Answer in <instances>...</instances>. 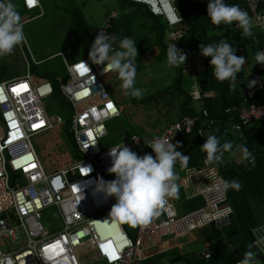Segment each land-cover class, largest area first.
<instances>
[{"label": "built area", "instance_id": "2783aa9c", "mask_svg": "<svg viewBox=\"0 0 264 264\" xmlns=\"http://www.w3.org/2000/svg\"><path fill=\"white\" fill-rule=\"evenodd\" d=\"M21 1L28 12L38 10V17L43 15L39 0L32 4L29 0ZM125 1L144 2L155 14L165 16L168 19L166 38L169 44L177 45L185 37L182 19L180 16V21L171 19L167 0ZM240 1L242 4L239 7L255 21L253 28L258 32V35H252L249 46L255 49L253 60L257 65L264 64V59H261L264 47L258 48L260 38L264 39V10L260 9L264 0ZM117 18V10L109 11L97 33L114 35L111 30ZM31 20L28 18L23 25ZM23 44L28 47L27 41ZM22 45L19 48L24 59L25 75L0 82V264H84L79 253L88 247L96 254L95 262L135 264L149 259L166 239L183 238L211 225L223 235V229L231 224L227 190L220 184L223 177L216 166L203 164L201 167L186 168L178 184V188L185 192L192 189L194 196L203 199V206L180 214L172 197L159 216L146 225L137 226L134 240L129 238L121 228V221L110 216L116 203L115 197L105 198L95 191L98 178L108 181L106 176L112 166L109 150L113 147L103 150L99 141L107 135L106 123L121 115L119 106L104 84V78L112 72L104 73L103 65L92 64L88 58L68 62L61 53L67 81L60 83L59 89L71 115L67 120L59 115L50 116L43 100L53 97V85L49 80L38 79L31 74L30 62ZM113 47L116 48L115 42ZM182 52L186 53L184 72L191 81L187 91L193 101L198 102L204 97L195 79L196 72L202 69L201 59L195 53ZM30 55L32 62L39 64ZM80 61L86 62L90 69L83 75L78 68ZM248 75L251 79L244 87L242 102L224 110L230 120L213 119L205 109L197 117L176 116L159 134L145 136L147 150L155 155L148 145L151 138L171 139L170 142L176 144L178 139L191 135L206 139L218 130H222L224 135L236 133L242 138L243 125L264 122V103L255 102L262 89L261 77L257 73L248 72ZM252 81L255 83L249 87ZM21 84H26L27 89L13 92V88ZM64 125L73 137L80 159L48 174L33 145V138ZM94 142L96 144L90 145ZM129 143L138 145L140 140L132 136L125 145L130 149ZM119 145L122 144L116 146ZM258 160L264 161V147L255 149L249 163L254 165ZM82 168H90L91 171L87 174V170ZM48 209L55 210L61 224L54 232L41 221ZM23 237L25 245H21ZM6 239L15 246L14 250L9 249ZM251 239L264 263V223L251 229ZM53 244H58L62 251L49 247ZM113 251L114 256L110 255ZM197 258L207 260L210 253L204 249L197 254ZM160 264L170 263L164 260Z\"/></svg>", "mask_w": 264, "mask_h": 264}, {"label": "trees", "instance_id": "16d2710c", "mask_svg": "<svg viewBox=\"0 0 264 264\" xmlns=\"http://www.w3.org/2000/svg\"><path fill=\"white\" fill-rule=\"evenodd\" d=\"M119 2L123 10L128 9V13H124L120 21H118L117 18L111 31L118 38L117 41H115L116 48H118L119 39L125 36L137 41L136 68L138 74L142 70L140 61L142 55L151 53L153 58H167L166 48L168 43L166 39V30H168V25L163 17L155 16L145 5L125 0H119ZM225 2L229 5H239L241 1L225 0ZM175 7L183 19L182 25L186 30V35L179 45L181 47L180 51L184 50L195 53L196 57L201 59L200 64L202 65V69L195 74L197 85L199 84L202 94H206L207 92L213 93V96H204L198 101L199 105L208 111L209 117L223 122L230 120L225 116L224 110L229 107L237 106L242 102L244 87L251 79V74L248 75V72L252 74L257 73L261 77L262 89L258 92L255 102L257 104H263L264 64L257 65L252 58V53L255 50L249 47L252 36L242 37V30L238 28L235 23L231 26L225 24H221L220 26L213 25L207 15V0H175ZM260 9L264 10V1L260 4ZM23 10L25 11V8ZM68 11L72 35L79 53L81 54V58H88L91 44L94 42L99 28H94L87 23L85 15L79 7L72 6ZM143 27L147 29L148 35L151 36L150 39L148 35H139L141 29H144ZM252 29V31L256 30L255 28ZM253 35H258L257 30L253 32ZM221 40L228 42L233 48H236L237 56L246 57V63L241 72L238 73V86L235 89L231 88L228 81L221 82L214 76L213 68L210 65L211 58L204 57L200 53L201 44H209ZM183 43H187V49L190 50L186 48L183 49ZM151 47H154L156 50L150 51ZM262 47H264V39L260 38L258 48ZM184 71L185 65L178 67V77L176 80L169 86L162 88V91H156L153 95L146 98L145 101L138 103L139 105L143 104L142 107L137 106L136 103L130 99V96L124 95V90L120 87L121 81L119 82L117 80L114 85L110 84L109 78L114 75L118 77L116 73L107 75L104 78V84L119 106L121 115L127 119L131 117V107L137 106V108H140L138 110L140 114L145 115V112L141 111V108H143V110L144 108L149 109L151 108V103L162 112L165 111L167 105H172L173 109L179 107L178 111H180V114L183 116L189 115L197 117L198 113L203 109L197 112V109L192 105L194 102L192 97L189 92L183 88L182 78L183 76L188 77ZM43 79L49 80L53 85V98L60 104L67 106L59 89L60 83L47 75L43 76ZM66 81L67 77L63 78L62 83ZM168 92L170 93L166 94ZM124 127L127 129V133H130L131 130H129L126 124H124ZM243 127L242 138H239L236 133L224 135L222 130L215 131L213 134L221 137L223 142L224 140H232V143L241 144L243 146L245 144L252 155L255 149L260 148L264 140V122H254L252 124L243 125ZM68 135L71 139L73 154H75L76 158H79V152L73 137L70 134ZM189 137H191V139ZM189 137H187V139H189V146H192V148L190 147L189 153H186V156H189L191 159L188 161V164L201 167L203 164H201L200 160L206 158V152L201 146L206 139H200L195 135ZM180 141L178 144H180ZM138 145H140V143ZM249 158L250 157L245 158L243 156L240 158L239 162L233 161L231 163L229 160L224 162L222 158L221 161L213 163L224 180H238L241 187L239 190H227V204L231 209V224L228 228L223 229V235L215 230L213 226L206 229L208 230V236L206 235L208 244L206 248L210 252V258L203 260L198 259L194 253H185L183 255L176 253V256L169 259L170 263L238 264L246 251L251 250L257 253L252 245L251 229L258 225L256 216L261 215V211L264 210V161L258 160L252 165L249 163ZM200 231H205V229ZM130 236L134 239L133 235ZM249 245H252V247L249 248Z\"/></svg>", "mask_w": 264, "mask_h": 264}, {"label": "clouds", "instance_id": "9594fccd", "mask_svg": "<svg viewBox=\"0 0 264 264\" xmlns=\"http://www.w3.org/2000/svg\"><path fill=\"white\" fill-rule=\"evenodd\" d=\"M128 2L147 6L155 16L163 17L168 25V19L163 15L155 14L150 5L138 1ZM241 4L240 2L239 5H229L225 0H207V15L213 25L235 23L245 37H251L253 35V22L248 13L239 7ZM167 7L174 22L182 19L175 7V0H167ZM117 39L115 35L98 32L91 44L88 59L92 64L103 65L104 73H116L121 81L120 87L124 90V95L139 98L142 96V90L135 87L137 41L125 36L119 39L118 48L114 49L113 43ZM25 41L24 25L13 0H0V58L11 54L17 46L22 45ZM181 41L177 45L169 44L167 41V65L170 68H178L185 64L186 53L182 52L184 50L180 51ZM236 51V48L224 40L200 45L201 55L211 58L210 65L213 68L214 76L221 82L228 81L232 89L238 86V73L241 72L246 63V57L237 56ZM79 65L84 66L89 72L90 69L86 62L80 61ZM254 83L255 81H252L248 86L252 87ZM170 140L160 137L151 138L148 145L155 154L154 156L151 154L139 156L123 144L109 150L112 159L109 172L114 174L115 178L107 182L103 178H98L95 191L102 193L105 198L115 197L116 203L111 208V217L133 227L146 225L154 217L160 215L161 210L169 204L170 198H178L179 188L176 182L175 165L181 161L182 166L186 167L190 157L177 151L180 145L171 143ZM94 144L96 143L90 145ZM201 148L206 152L205 164L211 165L221 161L224 153L233 149V143L225 141L221 144L217 135L209 134ZM238 148L245 158L251 156L246 146L240 145ZM82 170H87V174L91 171L90 168H82ZM220 184L224 190H239L241 187L239 181L235 179L231 181L221 179ZM121 228L129 238L135 239V236L133 239L125 232L122 224ZM251 247L252 245H249V248ZM203 250L194 251L195 256L197 257V254ZM162 261L164 260H161L160 263ZM165 261L170 263L168 260ZM238 264H257L256 253L251 250L246 251Z\"/></svg>", "mask_w": 264, "mask_h": 264}, {"label": "rangeland", "instance_id": "374dc122", "mask_svg": "<svg viewBox=\"0 0 264 264\" xmlns=\"http://www.w3.org/2000/svg\"><path fill=\"white\" fill-rule=\"evenodd\" d=\"M45 15L40 18H36L39 15V11L25 12L23 9V4L21 0H13L16 10L21 16L22 22L25 20L33 19L26 22L24 25V33L26 36V41L28 47L24 44L23 49L30 62V72L33 76L38 79H43V76L47 75L51 78L56 79L59 83L64 76L67 75V71L64 65V61L61 57V53L66 57L68 62L74 59H80L81 54L76 46L74 37L72 35V28L70 19L68 17L69 11L72 6L79 7L85 15L87 23L94 28H101L104 24V16L111 10H117L118 21L123 17L124 13H128V9L123 10L120 6L119 0H39ZM255 24V21L252 20ZM144 28V27H143ZM256 30L252 31L255 32ZM140 36L148 35L147 29H141L139 32ZM150 39L151 36L148 35ZM183 49H187V43L182 44ZM29 48V50H28ZM154 47H151L150 51H154ZM190 50V49H187ZM156 52V51H155ZM39 64H34L32 62V57ZM142 70L137 74L135 87L142 90V96L139 98L130 97V99L136 103L137 106L143 104L141 101H145L146 98L153 95L156 91H162L173 83L178 77V68H170L167 65V58H153L151 53L144 54L140 57ZM25 64L19 46H17L14 51L0 58V82L3 80H9L14 77H21L25 75ZM120 82L117 76L109 78L110 84L114 85L116 81ZM183 88L188 90L191 81L188 77L183 76L182 78ZM43 105L50 116H61L64 120L69 119L71 112L69 107L60 104L53 97L46 98L43 100ZM192 105L199 109V102L194 101ZM64 106V107H63ZM153 112H157L158 107L150 104ZM140 109V108H138ZM171 110H173L172 105H167L164 112L160 113L168 114L165 116L172 115ZM141 111H148L147 109L141 108ZM174 111L173 113H175ZM138 113H140L138 111ZM140 116L142 114H139ZM147 115V114H145ZM126 124L129 127L130 133H127V129L124 127ZM130 121L123 115L117 119L110 120L106 123L107 135L100 139L99 143L103 150L114 147L118 144L126 145L129 141L132 132L134 135L140 139V145H134L129 143L130 150L136 152L137 155L143 156L144 154H151L147 150L145 134L136 132L131 128ZM136 132V133H135ZM264 144V142H262ZM33 145L38 153L40 161L44 166L46 172L51 174L60 169H63L76 161V157L73 154V149L71 147V139L67 132V125L57 127L56 129L45 133L43 135H38L33 138ZM189 149V146L185 147V151ZM179 164L175 165L177 170V183L179 177L183 175V169L179 168ZM108 181L115 178L114 174L110 173L106 176ZM180 192L178 197L181 198ZM256 219L258 225L264 223V210L261 211V215H257ZM43 225L50 231H56L61 227L59 218L57 217L54 209H48L43 213L42 217ZM122 227L125 232L132 235L136 232L137 226L133 227L121 221ZM196 232L190 233L186 238L190 239ZM23 235V233H22ZM25 239L23 237V242L21 245H25ZM6 244L9 246L10 250H14L15 246L6 239ZM95 252L88 248L82 249L79 253V257L84 264H102L99 262L95 263ZM257 264H264L263 260L256 253ZM140 264H143L140 263Z\"/></svg>", "mask_w": 264, "mask_h": 264}, {"label": "crops", "instance_id": "0c3cea01", "mask_svg": "<svg viewBox=\"0 0 264 264\" xmlns=\"http://www.w3.org/2000/svg\"><path fill=\"white\" fill-rule=\"evenodd\" d=\"M44 15H45V11H43V15L41 17H43ZM38 18H40V17H38ZM63 78H65V76ZM62 81H63V79L61 80L60 83H62ZM169 93L170 92H168L166 94H169ZM203 95L205 97H211V96H213V93L207 92L206 94H203ZM131 108H132L131 117L128 118V120L131 123V125H130L131 128H133L136 132L144 133L145 135H147V134H150V135L159 134L161 132V130L163 129V127L167 123L174 120L176 116L182 115V114H180V111H178L179 107L171 110L172 115H169V116H165L168 114L160 113L159 111L153 112L151 108L147 109L148 111H144L145 114H147V115H141L140 116L139 115L140 113H138L139 109L137 108V106H133ZM131 108H129V109H131ZM202 109L203 108L200 106V108L197 109V112L201 111ZM174 111H176V112L173 113ZM200 113H198V115ZM67 132H68V127H67ZM132 133L134 134V132H132ZM133 134L130 136V138L132 136H134ZM187 137H189V136L181 138V141H180V139H178V143L180 141V144H179L180 147L177 148V150L180 151L183 155H186L187 152L189 153V149H187L185 151V147L189 146V139H187ZM189 138L191 139V137H189ZM219 138H220L221 144H223L226 141V140H224V142H223V139H221V137H219ZM231 142H232V140H231ZM263 142H264V140H263ZM240 145L241 144L233 143V149L230 151H226L225 155L223 156V161L227 162V160H229L230 163L233 161L239 162L240 158L243 157L242 152L238 148V146H240ZM244 146H245V144H244ZM190 147L192 148V146H189V148ZM260 147H264V144H261ZM78 155H79V158H76V161L78 159H80V154H78ZM189 160H191V159H189ZM205 160H206V158L204 160H200L201 164H205ZM178 162H180V161H178ZM178 162H177V164H179ZM179 166H180L179 168L180 169L182 168L183 170H185L188 167H197L193 164L192 165L188 164L186 167H184V166H182V162ZM175 172L177 174L176 168H175ZM183 175H184V171H183ZM183 175L179 177L177 184H179ZM179 192L181 193L180 194L181 198L173 197L175 202H176V205H177L178 213L186 214V213H189V212L196 210V209L203 206V199L201 197L194 196L192 193V189L186 190V192H185L183 189L180 188ZM207 232H208V230H206V229H205V231H198L190 239H188L186 237L180 238V239H166L165 242L163 241V246L159 249L158 248L155 249V251H153L151 253L150 259H146L145 260L146 262H144L143 264H160L161 260L170 261L169 259L176 256L175 255L176 253H179V255L180 254L183 255L185 253L191 254V253H195L194 251L198 252L199 250H203L206 248V246L208 244L207 239H206L208 236ZM132 235L135 236V233ZM147 260H149V261H147ZM140 263L141 262H138L135 264H140Z\"/></svg>", "mask_w": 264, "mask_h": 264}, {"label": "snow or ice", "instance_id": "6c2138e0", "mask_svg": "<svg viewBox=\"0 0 264 264\" xmlns=\"http://www.w3.org/2000/svg\"><path fill=\"white\" fill-rule=\"evenodd\" d=\"M34 2H35V0H29V3H30V4H32V3H34ZM78 68H79V70H80V72H81V75H83L85 72L88 71V70H87L84 66H82V65H79ZM22 89H27V85H26V84H21V85H19L17 88H13V92L18 93L19 90H22ZM109 107H111V105H109ZM34 126L38 127L39 125H34ZM89 135H91V133H89ZM24 159H28V158H24ZM49 247H50V248H53V249H59L60 251H62V248H59V245H58V244H53V245H50ZM46 250H47V249H46ZM106 251H107V249H106ZM110 255H113V256H114V255H115L114 251L111 252Z\"/></svg>", "mask_w": 264, "mask_h": 264}]
</instances>
